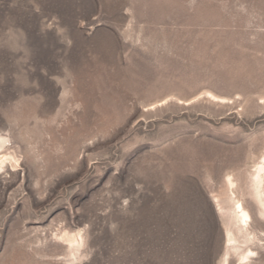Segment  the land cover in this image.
Returning a JSON list of instances; mask_svg holds the SVG:
<instances>
[{"label":"rangeland","instance_id":"1","mask_svg":"<svg viewBox=\"0 0 264 264\" xmlns=\"http://www.w3.org/2000/svg\"><path fill=\"white\" fill-rule=\"evenodd\" d=\"M263 163L264 0H0V264H264Z\"/></svg>","mask_w":264,"mask_h":264},{"label":"bare ground","instance_id":"2","mask_svg":"<svg viewBox=\"0 0 264 264\" xmlns=\"http://www.w3.org/2000/svg\"><path fill=\"white\" fill-rule=\"evenodd\" d=\"M262 165V166H261ZM260 167H258L257 172L255 173L254 178V192L256 194V197L258 199L259 205H260V211L261 214L264 216V197H263V190H262V184L264 182V163L261 164ZM230 190L233 192V187H235V182L233 179L229 178L227 179ZM237 212L239 213L240 220L243 223H247V221L250 220V213L249 211L244 207L243 202L239 201L236 206Z\"/></svg>","mask_w":264,"mask_h":264}]
</instances>
